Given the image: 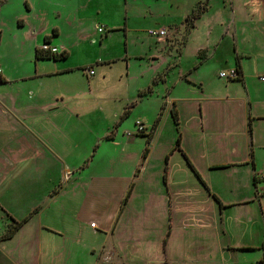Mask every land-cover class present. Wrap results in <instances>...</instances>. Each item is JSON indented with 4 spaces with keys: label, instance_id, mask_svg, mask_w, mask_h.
Segmentation results:
<instances>
[{
    "label": "rangeland",
    "instance_id": "obj_1",
    "mask_svg": "<svg viewBox=\"0 0 264 264\" xmlns=\"http://www.w3.org/2000/svg\"><path fill=\"white\" fill-rule=\"evenodd\" d=\"M199 1L202 0H155L149 7L145 5L148 0H126V3L125 0H115L119 9L115 7L113 12L111 9L106 17L114 22L123 20L122 24L127 19L129 31L128 34L120 30L110 32L102 44H95L94 38L101 34L99 27L105 26L95 28L92 17L81 20L77 30L68 26L64 17L50 14V23L61 30V36L53 41L65 45L69 53L65 61L54 64L35 60L30 46L31 31L19 26L26 19L21 12H29L30 6L31 12H64L68 10V6H63L64 3L68 5V0H0V31L3 35L0 61L8 74H36L38 66L55 70L62 66L81 68L46 81L48 87L61 90L66 104L74 106L73 113L69 110L61 113V145L57 144L61 148V157L65 159L52 158L45 146L29 134H10L16 126L19 127L18 134L24 131L17 117L23 119L30 113L36 116L35 112H18L16 116L0 114L2 128H8L2 129L0 138V235L7 231L13 219L20 221L34 208L41 207L16 237L0 244V264H11L5 258L8 250L24 258V264H40L48 258L57 264H105L110 259L117 264H149L148 261L140 263L134 256L138 243L135 240L153 218L159 187L166 189L164 174H172L178 188H194L201 184L191 168L187 169L184 156L179 151L172 152L180 136L182 149L202 163L195 137L199 106L194 102L201 91L200 83H203L206 94L218 97L229 95L226 93L241 95L242 90L245 91L243 84L219 77L220 72L230 69L233 51L232 31L227 30L228 19H223L224 15L220 13L227 12L229 16L232 12L228 0L224 7L219 0L210 1L208 12L212 10V15L196 22L186 48L181 55L178 54L192 27V21H186V18ZM103 3L104 0H94L91 6L102 7ZM114 3L110 0V6ZM75 8L74 4L70 10ZM172 24L180 26L173 31ZM163 25L170 28L167 39L179 46L173 51L163 48L166 39L148 34L150 28ZM251 34L257 36L263 47L257 45L258 56L247 61L244 69L249 84L261 91L264 89L260 79L264 75V26L257 30L253 28ZM217 44L220 45L217 47ZM149 45L152 46L150 51ZM126 47L131 58L129 64L123 60ZM205 48H210V55L216 49V54L202 64L198 53ZM142 54L144 58H136ZM108 60H114L111 68L106 65L97 67L98 61ZM91 64L96 65L97 74L88 79L82 69ZM189 72L192 73L186 77ZM160 76L162 79L153 83V79ZM34 83L35 80L26 84ZM149 85L152 92L139 97V92ZM132 102L135 106L129 108V116L117 125ZM222 102L228 108L239 103L228 99ZM173 103L179 110V125L175 124L171 114ZM259 109L263 112V108ZM158 117L160 121L149 144L150 163L145 173V166L143 168L140 162L148 138L138 134L137 123L145 124L146 129L140 133L148 135ZM8 122L12 125L6 126ZM263 126L259 130L264 131ZM111 133H114V140H106ZM241 142L237 140V143ZM170 154L171 163L167 161ZM86 160L88 165L83 168ZM259 164L260 169L264 167V149L259 152ZM137 165L144 178L136 179L133 194L124 205L113 236L111 228ZM68 168H72L70 173ZM235 182L236 176L225 175L215 184L224 189ZM59 183V193L52 195ZM259 184L261 186L264 182ZM91 222L98 227L91 228ZM43 226L52 230L43 229ZM148 230L153 231V228L148 227ZM150 243L157 244L156 238ZM121 249L124 256L119 254ZM47 250L53 252L48 258V255L41 254ZM115 253H118V259Z\"/></svg>",
    "mask_w": 264,
    "mask_h": 264
},
{
    "label": "crops",
    "instance_id": "obj_2",
    "mask_svg": "<svg viewBox=\"0 0 264 264\" xmlns=\"http://www.w3.org/2000/svg\"><path fill=\"white\" fill-rule=\"evenodd\" d=\"M151 1L155 0H148L145 5L151 7ZM205 1L208 2L207 8L198 19L193 21V25L188 31L187 38L184 44L181 45V51L178 52L180 55L183 53L184 48H186L190 35L196 28V22L205 16L209 18L213 13L211 12L212 10L208 12L210 10L211 0H202L199 1L198 4ZM228 1L232 12L229 13V16L227 12L220 13H223V19H228L227 26L229 27L227 30L232 31L233 51L230 69L238 67V58V63L240 64L242 72L241 79L229 81H231V83L243 84L245 91L242 90L241 95L226 93L230 96L218 97L206 94L203 83H200V86H202L200 87L201 91L199 92V97L194 99V102L199 106L197 121H195V123H197L195 137L196 145L201 154L202 163H199L197 157L195 158L190 152H187L189 153L187 155L182 149L181 144L179 148L175 147L172 152L179 151L182 155L184 152L195 170L200 174L205 185L197 177L184 155V159L187 162L184 163L187 169L189 167L191 168V171L196 175L203 186L199 184L195 185L194 188H190L189 186L178 188L177 184H175L174 176H172V174L169 176L168 172L164 174L166 189L165 187L164 189L163 187H159L157 191L156 201L153 206V218L150 219L149 225L144 227L140 234H136L138 238H136L135 242L138 243L137 251L134 253V256L138 258L140 263L148 261L149 264H264V184L261 186L259 184L261 181L264 182V167L260 169L259 164V152H262L264 149V131L259 130V128L264 125V89L261 91L253 89L252 85L249 84V80L246 78L244 69L247 61L252 59L253 56H258L255 50L261 46L263 47L261 42L257 41V36L253 37L254 35L251 34V31L253 28L257 30L259 26H264V0ZM93 2L94 0H68V5L65 3L63 5L64 7L68 6V10L64 12H31L33 10L31 6L29 12H21V16L26 19H24L23 23L21 22L19 26L27 27L29 31H31L30 38L32 44L30 46L33 56L35 57L36 49L40 48L41 45L45 43L47 37L48 40H50V44L57 46L61 52L66 51L68 53L65 45H58L53 41V39L61 36V30L55 27L57 25L50 23V14H57V17H64L65 23L70 27H75L77 30L80 29L78 26L81 20L87 17H92L94 19L96 22L95 28L104 25V31H99L101 33L99 38H94L95 44H97V42H99V44L105 42L104 38L108 39V33L114 32L115 30L124 31L125 34H128L129 27L127 19L124 21V24H122L123 20L114 22L106 17V14L111 12V9L112 12L115 7H117V10L119 9L118 5L114 3L115 0H112L114 3L112 6H110V0H104V6L101 7L97 5L92 8L91 5ZM226 2L227 0H219L220 5L223 7ZM74 4L76 10H70L73 9ZM178 26L180 25L172 24V30L174 31ZM159 28H165L167 31V36L163 38L166 39L163 48L172 51L177 49L179 46H175L174 42L167 39L170 28L164 25ZM0 33L2 41L3 35L1 31ZM219 45L217 44V47ZM154 47H158V42ZM151 48L152 46L149 45V51L152 50ZM209 50L210 48L199 50L198 54L203 51L206 56V60L203 61L202 64L215 56L216 49L211 55L209 54ZM126 51L127 53L124 54L123 60H127V64H129L131 58L128 54L127 47ZM67 58L53 60L36 59L35 57V60L41 62L48 61L55 64L65 61ZM136 58H144V55L142 54ZM153 58L155 59V56ZM113 62L114 60L105 62L98 61L97 64H100H98L97 67L106 65V67L111 68ZM0 67L2 68L0 76V114L5 116H16L18 112H26L29 114V110L36 113V116L30 113L25 117L26 119H18L17 117L18 123L22 127L21 129L24 131L18 134L17 130L19 127L16 126L13 133L11 132L10 134L22 136L29 134L32 139L36 138L45 146L46 152H48L52 158H56L59 161L65 159L61 157V148H59L57 144L60 143L61 145V113L65 112L64 110H69V112L73 113L74 110L72 109L74 106L66 104V97L61 94V90L58 91L56 88L48 87L46 81L51 79L50 77L66 75L75 69L81 68L62 66L55 70L38 66L36 74L23 73L20 75H10L11 73H7L1 61ZM82 70L88 79L97 74V68L94 64ZM90 70H93L94 74H91ZM191 73L192 72H189L185 76L188 77ZM263 77L264 75L260 79L261 82L264 83ZM161 79V76L156 77L153 79V83L157 84ZM33 80H35L34 84H26L28 81ZM148 88H152V86L149 85ZM148 88L141 92L148 90ZM141 92H139V97ZM223 99L239 103L236 106L228 108L223 106ZM174 104L176 105V110L179 115L177 104L173 103V105ZM260 107L263 108V112H260ZM142 124L145 125L143 122ZM249 124L252 126V133L249 131ZM5 125L11 126L12 124L8 122L5 123ZM2 129L6 130L8 128L5 126L2 128V121H0V138L3 135ZM237 140L242 141V149L240 147L241 143H237ZM50 141L53 143L51 144ZM149 144H147L148 148ZM149 153L145 160L141 157L140 165H142L143 168L145 166V173L150 163V159H148ZM251 153L252 157L250 155ZM172 154L167 158L169 163H171ZM85 162L83 168L88 165V161L86 160ZM67 170L69 171L68 173H70L72 168H68ZM138 171L139 174L137 173ZM141 175L142 170L139 168V165H137L135 167L134 177L129 182L128 190L132 185L130 197L135 189L136 179L142 180L144 178ZM225 175H230L232 177L236 176V182L233 186L222 189L220 184L215 183L219 182ZM58 185H60V183ZM49 196L53 197L51 194ZM125 207L126 206H124L122 210L120 207L118 210L115 223L111 228L113 236L119 225L120 215L123 214L122 212H124ZM9 215L12 217L11 214ZM34 215H32V217ZM91 216L92 215H90V217ZM92 224L96 226L94 227ZM90 226L94 229L98 227L94 222H91ZM148 227H152L153 231L148 230ZM22 228L23 227H21L20 230ZM44 228L52 230L49 226H43V229ZM20 230L17 233H19ZM96 232L97 231H95V233ZM17 233L12 238L16 237ZM2 235H0V237ZM153 238H156L157 244L150 243ZM2 242L3 241H1L0 244H2ZM93 252L96 254L95 250H93ZM7 253L5 258L9 260V263L24 264V258L15 256L10 250H8ZM42 253L48 255V258L53 252L47 250L41 251V254ZM119 254L124 256L122 249ZM100 256L101 254H99V257ZM118 257V253H115V258L118 259ZM137 263L139 262L137 261ZM40 264L57 263H53L50 261V258H48L47 261L41 262ZM105 264L117 263L114 262V259H110L109 262Z\"/></svg>",
    "mask_w": 264,
    "mask_h": 264
},
{
    "label": "trees",
    "instance_id": "obj_3",
    "mask_svg": "<svg viewBox=\"0 0 264 264\" xmlns=\"http://www.w3.org/2000/svg\"><path fill=\"white\" fill-rule=\"evenodd\" d=\"M207 4L208 2L205 1V2H200L197 6L196 9L193 10V12L188 16L187 20L190 19V21H192V25H193V21H195L196 19H198L200 17V15L202 14V12H204L207 8ZM46 43H50V40H48V37L46 38L45 40ZM0 44H1V33H0ZM68 56V53L66 51H62L60 54H54V53H51L49 51H43L41 48H37L36 49V52H35V57L36 59H53V60H60V59H64V58H67ZM199 59L201 60V63L203 61L206 60V56L205 54L203 53V51L199 54ZM238 58H237V70L239 72V77L236 78V79H241V76H242V72H241V69H240V64L238 63ZM152 92V88H148V90L146 91H143L140 93V97L142 96H145L149 93ZM134 105V103H132L128 108H126L123 112V114L121 115L120 117V120L119 122L117 123V125H120L122 123V121H124L130 114V107H132ZM171 114H172V117H173V120L175 122L176 125H179V115H178V112L176 110V105L174 104L172 109H171ZM160 121V117H158V120L152 125V129H151V133L150 134H143V133H140V131H138V134L140 135H143V136H147V144L150 143L152 137H153V133L154 131L156 130L157 128V125ZM116 125V126H117ZM249 131L250 133H252V126L251 124H249ZM105 139L107 140H112L114 139V133H111L109 135H107L105 137ZM180 139L181 137L179 136V140L177 142V145H176V148L178 147L179 148V145H180ZM148 153H149V148L148 146L145 147L144 151H143V160H145L148 156ZM183 155L187 158L186 154L183 152ZM251 157H252V153L250 154ZM188 160V163L190 164L191 168L194 170L195 174L197 175V177L201 180V182L205 185V182L202 180L200 174L197 172V170H195V168L193 167V165L191 164V162L189 161V159L187 158ZM61 187V185H59L55 191H53L52 195L54 194H57L59 192V188ZM132 193V185L131 187L129 188L128 192L126 193L125 195V198L122 202V205H121V210L123 209L124 205L128 202V199L130 197ZM40 209V206H38L37 208H35L32 213L25 217L23 220L21 221H17V220H12L13 223L9 224V227L7 229V231L0 237V242L1 241H5V240H8V239H11L19 230L20 228L30 220V218L32 217V215H34L35 213H37ZM12 219V217H11Z\"/></svg>",
    "mask_w": 264,
    "mask_h": 264
},
{
    "label": "built area",
    "instance_id": "obj_4",
    "mask_svg": "<svg viewBox=\"0 0 264 264\" xmlns=\"http://www.w3.org/2000/svg\"><path fill=\"white\" fill-rule=\"evenodd\" d=\"M104 27H99V31L102 32L104 31ZM148 34L151 35V36H154V37H160V38H164L167 36V31L165 28H150L148 30ZM43 51H49L51 53H54V54H60L61 51L59 50V48L57 46H54L50 43H43L40 47ZM1 73H2V68L0 67V76H1ZM90 73L91 74H94V71L93 70H90ZM219 76L222 77V78H227L228 80H233V79H236L239 77V72L236 68H232L228 71H222L219 73ZM264 79V77H263ZM138 131L142 132L144 130V125L141 123V122H138ZM92 226H96L95 224H92Z\"/></svg>",
    "mask_w": 264,
    "mask_h": 264
}]
</instances>
